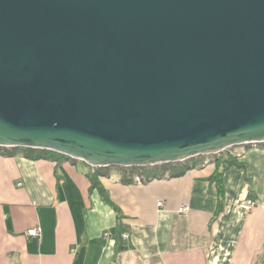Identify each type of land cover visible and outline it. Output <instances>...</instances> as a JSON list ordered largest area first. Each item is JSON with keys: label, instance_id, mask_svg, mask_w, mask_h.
<instances>
[{"label": "water", "instance_id": "obj_1", "mask_svg": "<svg viewBox=\"0 0 264 264\" xmlns=\"http://www.w3.org/2000/svg\"><path fill=\"white\" fill-rule=\"evenodd\" d=\"M264 143V0H0V147L93 168Z\"/></svg>", "mask_w": 264, "mask_h": 264}, {"label": "crops", "instance_id": "obj_2", "mask_svg": "<svg viewBox=\"0 0 264 264\" xmlns=\"http://www.w3.org/2000/svg\"><path fill=\"white\" fill-rule=\"evenodd\" d=\"M234 153L245 168L224 170L223 196L208 158L143 182L111 169L107 198L82 161L0 154V264H264V147Z\"/></svg>", "mask_w": 264, "mask_h": 264}, {"label": "trees", "instance_id": "obj_3", "mask_svg": "<svg viewBox=\"0 0 264 264\" xmlns=\"http://www.w3.org/2000/svg\"><path fill=\"white\" fill-rule=\"evenodd\" d=\"M248 147L259 146L264 147V143H260L257 145L247 144ZM238 146L233 147L228 151H224L218 155H210V156H198L193 157L188 160L182 162H174V163H166L162 165L156 166H148V167H99L94 168L93 172L89 175L92 180V184L94 188H99L101 192H103L105 198V191L101 186L99 178L101 176H106L110 173L111 169H120L123 171L122 173V181L125 183H132L140 179V182L148 181L155 178H163V177H178L184 175L188 170L203 166L208 158L210 160H215L218 165L223 166V171H217L213 176L212 180L216 181L218 185L219 192L221 196L224 194V184H223V172L229 168H245L244 164L238 162V157L235 155L234 150L237 149ZM0 154L7 156L14 155H22L29 159H50L57 161H65L72 159L64 154L57 153L50 150H42V149H34V148H24V147H0Z\"/></svg>", "mask_w": 264, "mask_h": 264}, {"label": "built area", "instance_id": "obj_4", "mask_svg": "<svg viewBox=\"0 0 264 264\" xmlns=\"http://www.w3.org/2000/svg\"><path fill=\"white\" fill-rule=\"evenodd\" d=\"M137 181L140 182V179H138ZM163 204H164L163 201H160V202L158 203L159 206H162ZM252 205H253V200H251V199H247V200H245V201L243 202V207L251 208ZM187 209H188L187 207H183L181 210H182L183 212H186ZM27 234H28L30 237L40 238V236H41V228H40L39 226L32 227V228L28 229ZM105 236L108 237V236H109V233L107 232V233L105 234ZM123 237H127V235H126L125 233H123Z\"/></svg>", "mask_w": 264, "mask_h": 264}]
</instances>
